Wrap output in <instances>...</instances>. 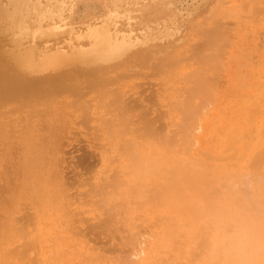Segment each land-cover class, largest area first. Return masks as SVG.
<instances>
[{
  "label": "rangeland",
  "instance_id": "rangeland-1",
  "mask_svg": "<svg viewBox=\"0 0 264 264\" xmlns=\"http://www.w3.org/2000/svg\"><path fill=\"white\" fill-rule=\"evenodd\" d=\"M2 1L5 3V0ZM103 1L106 0H77L69 22L83 27L84 21L103 15ZM171 1L175 3L177 0ZM263 1L197 0L184 4L178 0L173 8L175 21L179 20L178 6L187 10L180 20L183 26L179 28L181 34H176L169 41L137 45L129 55L108 64L85 65L77 61L75 64H63L54 71L50 68L34 73L26 70L29 78L39 76L37 80H44L46 77L43 79L42 76L51 73L60 76L68 71L66 74H72L77 67L84 73L70 81L77 86V93L65 90L58 95L60 91H53L48 99L45 96L42 98L47 88L44 86L39 92L43 93L41 96L38 93L32 100L0 108V226L10 223L16 236L4 246V264H128L129 258L134 257L132 252L138 247L135 240H141L139 237L145 229L151 238L148 237L151 240L148 257L145 261L134 257L132 261L135 262L130 263L207 264L209 256L205 246L212 244L219 227L228 235H234L241 225L237 222V214L244 213L241 219L245 222L255 217L246 209L245 199L259 198L258 205L264 210V163L258 165L260 174L259 169L253 168L251 155L240 153L235 146L225 142L226 128L232 123L234 125L238 117L252 113L253 109L257 110L254 115H263L258 107L247 108L248 98L259 93L264 85ZM162 4L157 8L151 6L146 12L157 11V17L164 15L159 13ZM188 13L191 15L188 16ZM134 17L141 25L145 24V19L139 20L137 15ZM216 22L221 24L215 37L219 38L210 43L213 46L209 49L204 34L207 31L210 33ZM222 23L225 24L222 26ZM2 26L0 69L6 68L16 75L24 74L23 68L10 60V55L18 51L11 45L10 36L3 35ZM96 67L104 69L98 74L99 79L88 74ZM94 78L91 86L89 82L92 83ZM212 79L218 81L217 84ZM88 84L90 87L87 88ZM200 84L212 86L205 90V96L193 93ZM114 89L116 93L120 92V101L114 97ZM113 92L115 95H112ZM135 97L138 101L134 100ZM125 98L128 102L132 99L129 104L133 108H129L127 101L124 104ZM77 99L79 106L74 103ZM80 100L84 104L89 103L90 106L86 104L88 109L85 110ZM203 100L211 104L206 112L202 108L204 111L199 110L198 113L202 115L199 118L204 129L192 131L196 122L192 115L187 117L190 114H186L182 106H191V103L192 107L199 108ZM140 104L142 106L139 107ZM119 106L121 109L117 110ZM48 107L52 110L47 109V115L45 110ZM39 109L44 116H40ZM148 117L155 118V123H148ZM153 118L149 121L154 122ZM109 119L112 125H109ZM184 123L189 127H182ZM146 127L153 130L151 136L145 133ZM187 129L189 133L185 132ZM185 133L188 140H185ZM243 135L246 142L256 143L254 127L246 128ZM124 142L133 145L134 155L138 158L162 157L166 161L163 170L158 174H144L141 179L135 180L129 168L131 161L121 149ZM192 145L193 148L190 147ZM261 148L257 153L264 152L263 144ZM29 162L35 167L33 177L28 176ZM171 169L187 173L186 181L179 187V194H176L177 189L169 194L180 199L179 211L171 207L170 201H161L168 185V170ZM111 177H114V185ZM244 177L247 180L254 178L255 181L249 188V195L244 192L248 190ZM243 180L241 187L229 188L235 181ZM189 181L200 190L199 195L188 187ZM38 183L44 191L43 206L37 203L35 193L30 189ZM27 187V195H20ZM199 209L206 212L202 219L192 215L193 210ZM111 214L114 220H109ZM230 214H233V221ZM106 218L111 231L108 226L103 227ZM223 219H227V223L222 224ZM93 224L96 225L95 231L91 230ZM134 236L137 239L133 240ZM126 239L128 241L124 245ZM133 245H136L135 248ZM209 264L220 263L211 261Z\"/></svg>",
  "mask_w": 264,
  "mask_h": 264
},
{
  "label": "bare ground",
  "instance_id": "bare-ground-1",
  "mask_svg": "<svg viewBox=\"0 0 264 264\" xmlns=\"http://www.w3.org/2000/svg\"><path fill=\"white\" fill-rule=\"evenodd\" d=\"M182 1L184 2V4H188V3L190 4V2L191 3L197 2V0H182ZM253 1H255V0H253ZM162 2H163L162 8H161V11L159 13L163 12V13H165L164 15H158V17H157V14H158L157 11L154 13H153V11L146 12L147 10H149V7L155 6L157 8L158 5ZM76 3H77V0H5V3L2 0H0V26L4 25V27L2 26L3 35L6 34V35L10 36V38H8V39L11 40V42H12L11 45L15 46V49L18 51L16 53L10 55V60H12V62L14 64H16L17 67L19 66V67L23 68V71H24V74L20 73V75L19 74L16 75L14 73L12 74L11 71L6 69V68L0 69V108L5 107L8 104H17V103L24 102V101L29 100V99L32 100L33 97L37 96L38 93L41 90H43L44 86L47 87L44 89L45 92L43 91V93H45V94L42 93L43 94L42 95L41 93H39L40 96L42 95L41 96L42 98H43V96H45L46 98L48 96L50 97L51 96L50 94H52V93L54 94L55 91L56 92L60 91L58 95H60V93H62L65 90H70V92L72 91V92L77 93L76 92L78 89V88H76L77 86H75L74 84H71L70 81L73 80L76 75H79V74L81 75L84 73L83 72L84 70H82L81 68L77 67L75 70L73 69L74 72L72 74H66L68 71H66L63 75H60V76L55 75V74L51 75L52 73L50 75L46 74L48 76V79H46L47 76L43 75L42 76L43 79L46 77L45 78L46 80L45 79L44 80H41V79L37 80V78L39 79V76H36V77L33 76V77L29 78L27 76L28 72L27 73H25V72H26V70L27 71L30 70L33 73L34 72H42L46 68H50L51 71H54V70H57L59 68V66H61L63 64L74 63V62L76 63L77 61L79 62V64L81 62V64L84 63L85 65L108 64V63H111L115 60L122 58L125 55H129L128 53L134 47H137V45L146 44V43L152 44L153 42H157V41L159 42L160 40L161 41L162 40L163 41H169L176 34L178 35V33H180L179 32V30H180L179 28L181 27V24H180L181 21L180 20L183 17V13H185V11L187 10V9H184L183 6H181V8H180V6H178L180 8V9L179 8L177 9V10H179L178 11L179 20L177 19L178 22H176L175 21L176 18H174L175 13H174V9H173L175 6V3L172 2L171 0H106V1H103V4H105L104 14L99 16V17H95L93 19H89L87 21H84L82 24L83 27H81V26H78L75 22H73V23L69 22V19L71 18L72 13L76 9L75 8L77 6ZM246 3H248V2H245L244 4H246ZM136 7H140V8L135 9ZM209 11H211V10L209 9ZM87 13H89V12H87ZM90 14H92V13H90ZM135 15H137L139 17V20L145 19V21H143V22H145V24L141 25L142 23L140 21H138L137 18L134 17ZM189 15H191V13H188V16ZM159 16H163V17H159ZM199 16H201V15H199ZM218 21H219V19H218ZM218 23L213 27V29H212V31H210V33L207 31V29L205 30V32L207 31L208 35L203 33L205 35L204 36L205 37V43H207L209 45V47H208L209 49L212 48V46H213L210 43H214V39H216L215 37H216V35H218L217 33L220 32L219 26L221 24L219 25ZM223 24H225V23H222V26H223ZM181 28H183V26ZM219 36H221V35L219 34ZM217 39H216V41H217ZM220 39H221V37H220ZM163 44H165V43H163ZM197 44H202V43H197ZM227 44H226V46H227ZM222 45H224V44H222ZM147 46L145 45V47H147ZM193 46H192V50H194ZM200 47H201V45H200ZM141 48H142V46H141ZM224 48L222 47V49H224ZM199 50H200V48H199ZM257 51H259V50H257ZM132 54H133V52H132ZM136 55H138V52ZM193 55H195V54H193ZM210 55H212V54H210ZM210 55H207V56L209 57ZM219 55H220V53H219ZM148 56H149V54H148ZM221 56L222 55H220V57ZM133 57H135L134 54H133ZM191 57H189V59ZM201 58H204V56L201 55ZM153 64H152V66H155ZM163 64H165V63H163ZM163 64H161V65H163ZM217 65H218V63H217ZM155 67H153V68H155ZM241 67H243V66H241ZM87 68H88V66H87ZM158 68H160V66ZM70 71H72V70H70ZM102 71H104L103 68L96 67L94 69H90L88 71V74L94 75L93 77H96V79H97V77L99 76L98 74ZM150 74L152 75V73H150ZM215 75L217 76L218 74L215 73ZM50 76H52V77L55 76V77L52 78ZM56 76H59V77H56ZM128 76H129V74H128ZM131 76H133V75L131 74ZM147 76H149V75H147ZM200 76H201V74H200ZM119 77H121V76L119 75ZM98 79H99V77H98ZM112 79H114V78H112ZM210 79H209V81H210ZM116 80H117V78H116ZM106 81L108 83V77H107ZM112 81H114V80H112ZM213 81L215 84H217V82H218L215 80H213ZM94 82H95V78H94V81L92 83H91V81L89 83L91 86H93ZM98 82H99V80L97 81V83ZM100 83L101 82H99L98 84H100ZM88 86H89V84L87 85V88H88ZM211 87L212 86H210V85L200 84L197 88L194 89L193 93L194 94L195 93H202L203 94L205 92V90H209ZM85 88H86V86H85ZM114 90L116 93L117 92L116 89H114ZM142 90H145V89L143 88ZM142 90H140L141 94L143 93ZM75 93H73V94H75ZM115 93L112 95H115ZM78 94H79V92H78ZM84 96H85V94H84ZM130 96H132V94ZM114 97L119 99L121 97L120 92H119V94L116 93V95ZM188 98H189V96H188ZM53 100H54V97H53ZM113 100H111L112 101L111 103H113ZM131 100H129V102ZM134 100L138 101V99H136V97L134 98ZM192 100H193V98L191 99V102H192ZM204 100L201 101V103H199L200 107L202 105L201 109H200V107L199 108L192 107L191 103H190L191 106H182L183 111L186 114H190L187 117L192 115V119H193L194 123L196 122L195 123L196 125L193 127L192 131H198L199 132V131L204 129L203 123L201 122V120L199 118L202 115L198 114V113H199V110L201 111L203 109H205V112H206L207 107H211L210 106L211 104H209L208 101H204ZM119 101H120V99H119ZM125 101H127L126 98L124 99V104H127L128 101L126 103H125ZM155 101H156V99H155ZM57 102H59V101H57ZM81 102H83V101H81ZM86 102H88V101H86ZM129 102H128L129 108L130 107L133 108V106H131L129 104ZM202 102L203 103L208 102V103L203 104ZM247 102H249V104L247 105L248 109H251L252 107H258L259 110L262 111L263 115L262 116L254 115V112H256L257 110L255 111L253 109L252 113L249 112V113H246V114L238 117V119L234 125L232 123L230 126H228L226 128L225 142L228 143V145H230L232 147L235 146V148L240 153L251 155L252 161L254 162V163L252 162V164L255 165V167H253V168L257 171L259 169L258 172L260 173L259 166L264 163V152H258L257 153V151H260L262 149L261 148L262 144L264 145V85H263V88L261 89V91L259 93H256L253 96L251 95L248 98ZM61 103H63V102H61ZM74 103L75 104L77 103L79 106L78 99ZM86 104L89 105V103H86ZM86 104H84V102H83V104H81V105H84L86 107V108L84 107L85 110L88 109L87 108L88 105L86 106ZM110 105H112V104H110ZM120 106L118 107L117 110L121 109ZM140 106H142V104H140L139 107ZM143 106H145V105H143ZM204 106H206V108ZM23 107H25V106H23ZM123 107L125 109V106H123ZM80 108H83V107L80 106ZM129 108H126V109H129ZM137 108L138 107H136V109ZM47 109L49 111H51L52 109L50 110L49 107L46 108L45 112L48 115ZM113 109H115V108H113ZM208 109H210V108H208ZM82 110L84 111V109H82ZM41 111L42 110H40V112H39L40 116H44V114L43 115L41 114ZM144 112H146V111H144ZM120 113H122V112H120ZM147 113H148V111H147ZM150 113L148 115H150ZM123 115H125V114H123ZM59 117H61V116H59ZM156 117H157V115H156ZM123 118H124V116H123ZM148 118H147L148 123L149 122L151 124L155 123V118L152 117L154 119V122L149 121L152 118L151 119H150V117H148ZM82 120H84V119H82ZM123 120L125 121V119H123ZM160 120H162V116H161V119H159V121ZM88 121L86 123H88ZM109 122H110V119L108 120V123ZM135 122H136V120H135ZM125 123H126V121H125ZM82 125H84V124H82ZM109 125H112V123L110 122ZM161 126H163V125H161ZM184 126L189 127V125L187 123H184V125L182 127H184ZM251 127H254V129H255V135H256V140H257L255 144H252L251 142H246L245 136L243 135L244 132L246 131V128H251ZM1 128H2V124L0 123V129ZM92 128H94V127H92ZM146 128L147 129H146L145 133L147 135L151 136L153 133V130L150 127H146ZM29 129H30V126H29ZM126 130H127V127H126ZM158 130H159V128H158ZM187 130L185 132L189 133L190 130H188V131ZM155 131H157V130L155 129ZM37 132L38 131H36L35 133H37ZM143 133H144V131H143ZM162 133L163 132L161 131V134ZM186 133L183 135H184V137L186 136L185 138H187L185 140H188V135H186ZM143 136H145V135H143ZM21 138L23 139V137H21ZM197 141H199V140L197 139ZM197 141H195V142H197ZM189 143H191V142H189ZM195 145H196V143H195ZM193 146L194 145H192L190 147L193 148ZM121 149L123 150L126 158L131 161V165L129 168H130L131 174L135 180L141 179L144 176V174H158L161 170H163V166H164L166 161L163 160L162 157L145 156V157L138 158L134 155L133 145H131L129 142H124L121 145ZM180 149L181 148H179V150ZM236 152H234L233 154L235 155ZM137 155H138V153H137ZM169 155H170V153H169ZM231 155H232V153H231ZM242 156H241V158H242ZM229 157H231V156H229ZM238 158H240V157H238ZM31 162H29L27 164V171H28V176L33 177L32 171L35 170V167L31 164ZM33 163H35V162L33 161ZM79 166H81V164ZM86 166L88 167V165H86ZM86 169H88V168H86ZM168 171L170 173V176L167 178L168 179V181H167L168 185L166 186L165 193L162 195L163 199L161 201L162 202H164L165 200L170 201L171 207L173 209L179 211L181 209V207L178 206L179 205L178 200H180V199L178 197H176V195L174 197V195L170 196L169 194H170V191H172L173 189H177L176 194H179V192L181 190V189H179V187H180L182 182L186 181V179L184 180V178L187 177V173L183 170H177V169H171ZM87 173H88V171H87ZM111 175H113V174H111ZM263 175H264V173H263ZM254 176H256V174ZM114 177H116V176H114ZM114 177L113 178L111 177L113 180V185L115 183ZM258 178H259V176H258ZM243 179L246 180L245 183H247L246 186H248V190H249L252 182L254 181V178H252V179L248 178V180H247L244 177ZM240 182L243 183L244 180L243 181H237V182L235 181V183L234 184L232 183V185L229 188H231V187L236 188L237 186L241 187L242 184ZM228 184H225V186H227ZM187 185L189 188L191 187V190H193L197 195L200 194V190L195 187V184L192 181H189V183ZM221 185H224V183ZM106 186L108 187L107 183H106ZM181 187H182V185H181ZM244 188L245 187H243V189ZM30 189L33 190V192L35 193L37 203L40 206H43L44 204L42 202V199H43L44 191L42 190V187L40 186V184L39 183L34 184L31 186ZM135 190H137V189H135ZM248 190L245 189L244 192L245 191L247 193L250 192V190L249 191ZM27 193H28V187L25 188V190L23 192H21L20 195L23 194L24 196H26ZM247 195H249V193ZM238 199H239V197H238ZM148 200H150V199H148ZM102 201H103V199H102ZM245 201H246V205H247L246 209L253 212L255 217L250 222H245V219H243V218L241 219V217L244 216L245 214L244 213L243 214L242 213L237 214V216H236L237 222L241 223V225L239 226L238 230L235 232L234 235L233 234L228 235L225 231H223V228L221 229V227H219V229H217V234L214 236L212 244L205 246V248H207V253L209 256L207 264H209L211 261H216L220 264H264V210H263V208H261L258 205V202L260 201L259 198H258V200H256L254 197H249V198L245 199ZM262 202H264V200ZM119 213L121 214V211ZM122 213H124V212L122 211ZM205 213L201 212V210L199 209V210H193L192 215L196 219H202V218H204ZM229 217H232L231 220L233 221V214H230ZM107 219L108 218L104 219V224L106 223L105 226H103L104 224L101 223V224H103L102 226L104 228L108 226V224H107L108 220ZM109 220H114L113 215H112V218L110 217ZM157 221H159V220H157ZM222 222H223L222 224L227 223V219H225V220L223 219ZM9 224L10 223H4L0 226V264H4V259L6 258V250L4 248L5 244L16 237L14 235V232H13L14 229L11 228V225H9ZM156 225H158V224H156ZM94 226H96V225L93 224L91 230L95 231ZM100 228H101V225H100ZM104 228H103V230H104ZM107 228L109 231H111L109 229V226ZM143 228H146V227H143ZM149 228H151V226ZM141 230H143V229H141ZM145 230L146 231L143 230L144 232H142L143 236L142 235L140 236V234L137 232L138 237L140 236L139 238H141L140 241L135 240V239H137L135 236H134L135 238H133V240H135L137 242L138 247L135 248L136 245H133L135 250L132 252V256L138 257V258L140 257V259L142 261H145L147 259V257H148L147 251L150 249V246H151V240H150L151 238L148 235L147 229H145ZM149 231H151V230H149ZM153 232L155 233V231H153ZM127 233H128V231H127ZM154 233L151 232L152 235ZM106 234H107V232H106ZM133 235H136V234L134 233ZM153 236H155V235H153ZM153 236H151V237H153ZM127 241L128 240L126 239V241H124V243ZM128 244L131 245L132 243H128ZM124 245H126V243ZM133 258H131V259L129 258V261H127V262H129L128 264H132L135 262V261H132ZM130 261L132 263H130ZM143 263H145V262H143ZM143 263H139V264H143Z\"/></svg>",
  "mask_w": 264,
  "mask_h": 264
}]
</instances>
